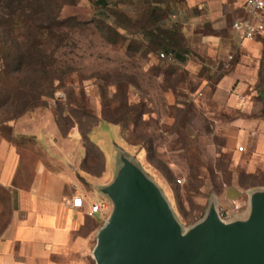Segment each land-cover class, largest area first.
Segmentation results:
<instances>
[{"label":"rangeland","instance_id":"obj_1","mask_svg":"<svg viewBox=\"0 0 264 264\" xmlns=\"http://www.w3.org/2000/svg\"><path fill=\"white\" fill-rule=\"evenodd\" d=\"M183 2L21 0L25 29L0 34V123L21 119L31 130L55 123L64 135L80 132L78 174L88 191L104 157L107 185L120 159H128L159 189L186 234L212 205L224 222L245 218L250 192L264 189V66L236 103L216 102V83L231 68L193 47ZM154 10L169 16L153 24ZM156 27L179 29V47L152 49ZM193 31L216 33L209 24ZM26 46L45 65L17 73L14 58ZM99 126L104 132H93L91 141L104 157L88 139ZM103 204L108 218L112 203L105 197ZM11 210L0 187V236Z\"/></svg>","mask_w":264,"mask_h":264},{"label":"crops","instance_id":"obj_2","mask_svg":"<svg viewBox=\"0 0 264 264\" xmlns=\"http://www.w3.org/2000/svg\"><path fill=\"white\" fill-rule=\"evenodd\" d=\"M245 1L183 2L184 31L193 47L231 68L216 83L213 98L218 103H236L241 91L250 87L249 77L264 66V34L246 41L231 28L247 18ZM194 10L199 13L188 14ZM204 24L216 33L193 31ZM7 126L0 123V187L8 191L12 210L0 236V264H96L93 250L107 220L100 192L107 185V160L91 140L93 132L104 131L99 126L88 137L105 161L102 171L91 175L95 185L88 191L78 174L85 153L80 132L64 135L55 123L31 130L21 119ZM74 197H81V209L71 207ZM92 204H99L100 211L89 215Z\"/></svg>","mask_w":264,"mask_h":264},{"label":"water","instance_id":"obj_3","mask_svg":"<svg viewBox=\"0 0 264 264\" xmlns=\"http://www.w3.org/2000/svg\"><path fill=\"white\" fill-rule=\"evenodd\" d=\"M100 189L112 211L97 235L96 264H264V189L249 194L244 219L221 220L214 206L186 234L159 189L128 159Z\"/></svg>","mask_w":264,"mask_h":264},{"label":"trees","instance_id":"obj_4","mask_svg":"<svg viewBox=\"0 0 264 264\" xmlns=\"http://www.w3.org/2000/svg\"><path fill=\"white\" fill-rule=\"evenodd\" d=\"M6 3L3 7V11H6L5 13H2V24L0 23V34H5L7 35L9 31H12V29L18 30L20 29H25L26 27V21L23 20V14L21 10V0H0V3ZM16 6L13 7L14 4ZM10 5V6H9ZM16 12H18L16 14ZM153 24L154 23H159L162 21L164 18L169 16V10H154L153 12ZM6 19V20H5ZM19 29V30H20ZM7 30V31H6ZM151 33H156L151 34L152 36V49L156 48H177L179 47L180 41L178 39L181 38L183 39V36L181 34V31L179 29H173V30H161V28L156 27L152 29ZM183 41V40H182ZM181 41V42H182ZM29 46L24 47V49L27 51L26 53H23L22 55H18L15 57V61L17 63V67L15 71L17 73H20V71L23 70V67H29L30 65L36 64L40 66H44L45 64L42 62L41 57H37L34 55L29 54L28 48ZM22 69V70H21Z\"/></svg>","mask_w":264,"mask_h":264},{"label":"built area","instance_id":"obj_5","mask_svg":"<svg viewBox=\"0 0 264 264\" xmlns=\"http://www.w3.org/2000/svg\"><path fill=\"white\" fill-rule=\"evenodd\" d=\"M245 8L247 10V18L242 21L233 22L231 28L242 40L252 41L257 36L264 34V0H246ZM160 56L164 57L163 54ZM242 150L243 148L240 147L239 151ZM71 207L81 209L83 207L81 197H74L71 200ZM99 211V204H92L89 209V215H93Z\"/></svg>","mask_w":264,"mask_h":264}]
</instances>
